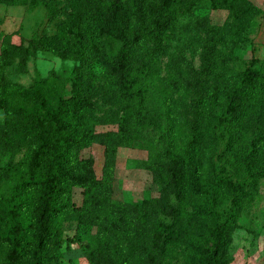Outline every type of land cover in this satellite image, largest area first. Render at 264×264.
<instances>
[{
	"label": "trees",
	"instance_id": "obj_1",
	"mask_svg": "<svg viewBox=\"0 0 264 264\" xmlns=\"http://www.w3.org/2000/svg\"><path fill=\"white\" fill-rule=\"evenodd\" d=\"M202 3L228 12L226 22L198 15ZM0 5L43 6L56 29L27 45L1 39L0 264H73L63 253L79 241L66 238L70 223L94 232L88 264H231L240 219L264 181V59L237 55L261 9L252 0ZM42 52L74 62L68 78H9ZM94 145L105 149L101 175L85 156ZM122 149L147 153L139 167L158 197L115 200Z\"/></svg>",
	"mask_w": 264,
	"mask_h": 264
},
{
	"label": "rangeland",
	"instance_id": "obj_2",
	"mask_svg": "<svg viewBox=\"0 0 264 264\" xmlns=\"http://www.w3.org/2000/svg\"><path fill=\"white\" fill-rule=\"evenodd\" d=\"M261 9L262 16L258 19V26L252 37V44L247 50L237 52V55L250 64L253 59L262 61L264 59V0H252ZM198 15H209L215 25H223L228 17V12L213 11L208 3H202L197 9ZM0 47L3 35H14L13 42L20 44L33 38L36 33L47 29L54 34V25L48 24V16L45 7L39 6L35 9L27 7H8L0 5ZM72 61H63L51 53H38L32 58L26 73H21L18 63L9 68V78L24 86H30L39 76L46 77L51 71H56L64 78H68L74 68ZM71 94V83L67 84L66 96ZM4 119L0 111V122ZM111 130L113 127L101 128L100 130ZM105 149L94 145L85 152L86 157H93L98 175H101L104 163ZM147 158V153L134 150L122 149L118 154V164L114 184L115 200L137 204L159 196V188L153 183L149 172L139 167L141 161ZM82 191L76 189L74 192V203L81 206ZM66 238L77 237L78 242L69 247L65 246L63 253L66 260L73 264H88L85 256L86 246L93 241L94 232L80 227L77 223L66 225ZM231 264H264V181L261 183L259 196L243 213L240 226L234 235V241L230 249Z\"/></svg>",
	"mask_w": 264,
	"mask_h": 264
}]
</instances>
